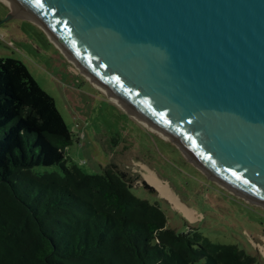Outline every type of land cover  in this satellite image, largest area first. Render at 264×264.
<instances>
[{"label":"water","instance_id":"obj_1","mask_svg":"<svg viewBox=\"0 0 264 264\" xmlns=\"http://www.w3.org/2000/svg\"><path fill=\"white\" fill-rule=\"evenodd\" d=\"M3 1V23L51 33L128 115L264 210V0Z\"/></svg>","mask_w":264,"mask_h":264},{"label":"trees","instance_id":"obj_2","mask_svg":"<svg viewBox=\"0 0 264 264\" xmlns=\"http://www.w3.org/2000/svg\"><path fill=\"white\" fill-rule=\"evenodd\" d=\"M73 135L27 66L0 59V264L259 263L197 228H170L166 212L138 198L134 178L117 164L86 173L68 155Z\"/></svg>","mask_w":264,"mask_h":264},{"label":"rangeland","instance_id":"obj_3","mask_svg":"<svg viewBox=\"0 0 264 264\" xmlns=\"http://www.w3.org/2000/svg\"><path fill=\"white\" fill-rule=\"evenodd\" d=\"M11 11L16 12L0 0V59L22 61L55 99L74 134V143L68 150L71 162L91 175L117 164L134 178L133 193L138 198L158 203L166 212L170 228L181 234L189 233L191 227L197 228L214 243L238 246L257 256L258 264H264V210L210 179L171 139L128 115L94 86L47 35L50 43L37 33L32 34L23 23L26 20L3 23ZM136 157L167 182L161 181L182 204L199 213L196 222L188 225L184 214L176 211L155 186L151 185L157 194L144 188L143 177L148 171L142 161H135Z\"/></svg>","mask_w":264,"mask_h":264},{"label":"bare ground","instance_id":"obj_4","mask_svg":"<svg viewBox=\"0 0 264 264\" xmlns=\"http://www.w3.org/2000/svg\"><path fill=\"white\" fill-rule=\"evenodd\" d=\"M2 1H3V0H2ZM3 2H5L9 7H11V8L15 11L14 7H13L11 4H9V3L6 2V1H3ZM49 34H50L52 40H53L56 44H58V42H57L56 39L51 35V33H49ZM58 46H60V45L58 44ZM60 48H61V47H60ZM62 50H63V49H62ZM73 62H74L75 65H77V67H78L80 70L84 71V70H83V67L80 66V64H79L78 62H76L75 60H73ZM87 77H88L89 79L92 80V78H91L89 75H87ZM93 83H94L95 85H97V83H95V82H93ZM97 87H98L100 90H102L104 93H108V94L111 96L110 99H111L113 102H115L119 107L123 108L124 110L128 111L129 113H130V112H131V113H134V112H132L131 110H129L128 108H126V107L121 103V100H120L117 96L110 94L109 91H107L106 89H103V88H102L101 86H99V85H97ZM134 114H135V113H134ZM135 115H136V114H135ZM136 116H137V115H136ZM141 123H142L144 126L150 128L151 130H154V131L158 132L154 127H151V125L147 124L146 122L141 121ZM160 134H161L162 136H164L165 138H169V137H167L166 135H164V134H162V133H160ZM146 179L151 183V185L157 187V189L160 191L161 195H162L164 198L169 199V200L172 202V204L174 205V207H176L177 209H179L180 211H182L183 213H185L186 216H189V217H190V214H191V213H190L189 211H187V210H186V209H185V208H184V207L178 202L177 198H176L175 195L172 193V191L169 189V187H168L167 185L163 184L162 182H160L159 179H157V177L155 176V174H154L153 172H151V174H150V173L147 174ZM263 253H264V249H263Z\"/></svg>","mask_w":264,"mask_h":264},{"label":"crops","instance_id":"obj_5","mask_svg":"<svg viewBox=\"0 0 264 264\" xmlns=\"http://www.w3.org/2000/svg\"><path fill=\"white\" fill-rule=\"evenodd\" d=\"M53 41V40H52ZM54 42V41H53ZM142 166H144V170H147L148 172H145V174H144V180H146V182L147 183H149L150 184V186H151V183L146 179V176H147V174H151V167H149V166H147L146 164H144V165H142ZM155 173V172H154ZM156 176L158 177V175L156 174ZM158 179H159V181L161 182H164V183H167L166 181H163V180H161L159 177H158ZM169 185V184H168ZM157 188V187H156ZM160 192V191H159ZM173 192V191H172ZM174 193V192H173ZM160 195H161V193H160ZM174 195H175V193H174ZM162 196V195H161ZM176 196V195H175ZM163 197V196H162ZM177 197V196H176ZM164 198V197H163ZM165 200H167L166 198H165ZM178 200V202L187 210V211H189L191 214H190V217L189 216H186L185 215V213H183L182 211H180L179 209H177L176 207H174V205L169 201V200H167V201H169L171 204H172V207L176 210V211H178V212H182L183 214H184V216L189 220H187L188 222H189V224L190 223H193V222H196V220H197V216H199V213L196 211V210H193V209H190V208H188L187 206H185L184 204H182L181 202H180V200H179V198L177 199Z\"/></svg>","mask_w":264,"mask_h":264}]
</instances>
